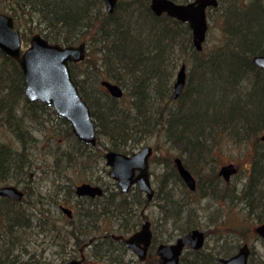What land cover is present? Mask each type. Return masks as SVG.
<instances>
[{
    "label": "trees",
    "instance_id": "trees-1",
    "mask_svg": "<svg viewBox=\"0 0 264 264\" xmlns=\"http://www.w3.org/2000/svg\"><path fill=\"white\" fill-rule=\"evenodd\" d=\"M1 3L17 23L24 21L28 26L33 21L40 25L41 33L51 42L89 44L88 57L71 64V71L81 95L91 107L98 146L131 152L146 136L159 134L172 149L186 156L184 162L192 173L197 167L199 173L202 169L210 176L204 181L198 176L197 192L232 200L231 193H235L244 203L245 215L256 217L257 224L264 222V143L259 137L264 130V70L253 63L255 55L264 54L262 0H230L225 14L226 39L209 52L195 48L188 23L155 14L150 0H119L113 13L106 10L104 0H0ZM183 63L193 72L190 80L196 77V82L174 100L175 73ZM83 64L78 78L76 69ZM100 79L127 88L131 102L91 87L92 82ZM24 86L18 62L0 50V120L15 131L21 143L19 148L0 144V181L8 183L13 179L17 184L23 183L26 190L22 201L0 197V264H52L45 255L48 238L63 248L71 243L74 249L92 239L87 264H128L129 260L124 258L129 250L127 245L113 238L112 233L102 234L101 223L108 217L118 220L116 234L136 231L142 221L138 205L148 203L138 188L128 194L117 189L96 199L76 198L74 216L66 219L67 229L57 227L50 208L42 206L48 203L60 209L64 201L76 197L73 187L66 191L67 198H60L58 192V196L50 195L45 201L39 197L31 204L26 203L30 165L24 152L26 144L36 140L25 121L27 117L37 120L35 111L48 106L29 102ZM64 123L67 134L75 141L72 153L63 152L69 155L71 165L84 155L102 156L98 149L92 154L90 146L80 142L69 124L65 120ZM102 136L109 140V145L102 142ZM224 136L243 143L254 139L246 182L231 192V188H224L228 183L221 180L217 169L207 168L212 163L213 145ZM171 168L176 171L174 164ZM175 174L179 176L177 171ZM85 199L88 206L83 202ZM188 205L168 192L165 194L159 204L164 216L160 219L166 226L172 222L177 233L170 232L169 237L160 239L153 227L147 261L156 257L153 250L158 243L199 228ZM247 228L249 231L250 227ZM218 241L212 247L206 243L200 250H186L181 264H223L220 258L230 257L240 246V240L228 243L227 237L221 236ZM249 264H253L251 259Z\"/></svg>",
    "mask_w": 264,
    "mask_h": 264
},
{
    "label": "rangeland",
    "instance_id": "rangeland-1",
    "mask_svg": "<svg viewBox=\"0 0 264 264\" xmlns=\"http://www.w3.org/2000/svg\"><path fill=\"white\" fill-rule=\"evenodd\" d=\"M262 1L264 4V0ZM229 6L230 0H219V5L217 7L208 9L209 29L206 35V40L203 43L202 51L209 52L225 41V14ZM5 9V5L1 3L0 10L2 12H6ZM23 22L18 21V23L16 22V25L21 29L22 37L24 39L23 47L26 48L29 45L31 35L36 31L41 32L42 27L37 23L34 24L33 21H29L28 26ZM32 26L33 30L30 31V27ZM79 43L80 42H76L74 44ZM87 49L88 52L91 50L89 44H87ZM96 54L97 53L94 54L95 57L97 56ZM83 68L84 64L80 65V67L76 69V72L74 71L78 78L80 77V69L83 70ZM178 70L179 67L177 68L175 74H177ZM191 72L192 70L187 68L188 77L184 91L189 88L191 89L196 82V77L194 79L191 77L190 80ZM102 80L105 79L92 82L91 87L101 92H107L105 87L102 86L100 82ZM122 88L124 89V96L121 99L127 103L131 102L132 95L130 94V91H128L127 88ZM21 101V104L23 105L24 102L22 99ZM52 111L54 112L53 108H49V106L47 108H42L41 110L38 108L35 111L37 120L34 119L31 121V119L27 117L25 121L28 126L27 129H29V133L36 140L32 143L31 141L28 142L24 152L27 163L30 165V167L27 168L30 173V178H28L30 184L27 189L29 193L27 194L28 202L26 201V203L31 204V202L35 201L39 197L40 200L43 199L45 201V197L50 198V195L54 196L55 194V196H58V192H60V198H67L68 195L66 191H69L71 187L75 188L76 185L82 182L102 184L107 189V196H109L108 194H110V192L119 189L116 181L109 175L110 167L107 165L104 157V153L107 150L113 149L104 148L102 145L97 147L90 146L88 149L92 154L98 149L100 150L102 156H97L96 153L93 156L84 155L82 159H78L74 165H71L69 162L70 157H67L69 155L66 156L63 152H73L74 145L72 146V144L75 142L74 138H70L67 134L68 128L66 123H64V119L60 118L56 114H53ZM1 115L5 117L4 113ZM24 128L26 127L24 126ZM263 134L264 130L261 131L259 137L261 138ZM101 140L107 145L110 144L109 140L105 136H102ZM253 140L249 141V143H243L242 141L236 142L238 140L235 141L230 136H224V138H221L216 145H213L211 153L212 163L211 166L207 167L209 170L210 168H216L218 171L221 166L230 162H234L239 166V172L232 177L231 181L228 183L229 186L222 184L226 189L231 188L230 192L233 188H241L246 182L251 164V153L254 148ZM5 143L18 148L21 147V143L18 141L15 131L7 123L0 120V144ZM145 145H152L154 148V153L151 157L150 169L152 173V184L155 189V196L150 202L144 205H138L139 207L137 208V211L139 214H142L141 223H143L146 219L151 220L152 226L155 227L156 233L160 239L164 236L169 237L170 232L177 233V230L175 229V226H173L172 222L171 224L167 223L166 226L163 224L165 221L162 220L161 222L160 219L164 216L160 212L159 204L168 192L174 196L175 199L186 202L187 204L189 203L188 207L192 209L191 212L194 218V223H196L200 229L208 233V246L212 247L219 242L218 239L221 238V236L227 237L228 243H237L240 240V246L245 242H248L253 252L250 256L252 263L264 264V240L257 236L254 231V228L257 225L256 217H247L245 215L243 211L244 203L240 202L236 198L235 193H231L232 196L234 195L232 200V198L229 197L226 199L220 197L215 198L211 195L205 196L200 191H190L183 183L180 176H176V171H173L171 168L176 156H181L182 158L186 156L181 155L175 148L172 149L166 138L159 136V134L146 136L142 143H139L132 148L133 150L131 152L125 153L131 154L138 151ZM194 168L193 174L198 181V176L203 181L210 177L207 176L202 169L199 173L198 168ZM0 184H15L22 190L24 189L23 183L17 184L13 179L9 180L8 183L0 181ZM142 195L146 198L144 193ZM75 202L76 197H72L70 200L64 201L62 204L65 205V207L76 210ZM83 202L86 204L88 201L85 199ZM86 206L88 205L86 204ZM42 207L45 209L50 208L49 211H51L50 213L52 214V217L56 220L57 227L64 226L66 229L68 228V224H66V219L68 218L67 214L61 209H58V206L46 203ZM189 212L186 216L187 218L189 216ZM124 222L126 221L123 220V223ZM160 223L162 224L160 225ZM101 225L102 230L104 229L102 234L107 232H119L118 220L114 221L108 217H104ZM139 226H141V224ZM247 227H250L249 231ZM177 237L178 236H176V238ZM46 240L47 244L45 245L47 246L45 247L47 251L45 255L48 256V262L52 264H66L71 258L80 255L79 247L74 249L71 243L66 244L67 247L63 248L62 245H54L55 243L50 241L49 238ZM62 243L63 242H60L59 244ZM155 250L156 249L154 248L153 251ZM89 254L90 248L86 250V255L88 256ZM156 257L155 258L158 259L157 255ZM124 258L127 261L129 260L128 264L158 263H156L155 258H152L150 261H140L138 256L130 249L124 255ZM87 262L85 264H87Z\"/></svg>",
    "mask_w": 264,
    "mask_h": 264
},
{
    "label": "water",
    "instance_id": "water-1",
    "mask_svg": "<svg viewBox=\"0 0 264 264\" xmlns=\"http://www.w3.org/2000/svg\"><path fill=\"white\" fill-rule=\"evenodd\" d=\"M106 10L113 13L119 0H104ZM219 0H190L178 2L176 0H150V7L157 15L166 14L177 20L188 23L192 30L193 44L199 51L203 50V43L209 29L207 10L217 7ZM0 50L7 56L15 59L23 73L24 92L31 103L42 102L52 106L59 117L66 120L73 134L81 142L91 146L97 145V126L92 116L91 107L80 93L72 72L71 64L83 62L87 57V43L61 44L50 42L40 32L30 37V44L23 48L22 32L16 26L15 18L0 11ZM253 63L264 70V54L253 57ZM187 82V65H181L174 82L173 98L182 94ZM101 84L115 98L121 99L124 89L110 80H102ZM264 141V134L261 136ZM154 150L146 145L131 154L116 150H107L104 154L107 165L110 167L109 175L116 182L121 193H128L137 185L146 194L150 201L154 198L155 189L152 185L150 173V158ZM176 167L190 190L196 189L197 181L192 172L184 165L180 157L175 158ZM238 165L230 162L223 165L219 174L226 180L238 172ZM75 193L79 196H100L104 190L99 185L83 182L76 186ZM0 196L15 201L23 200L25 192L15 184H0ZM63 211L72 216V209L62 207ZM255 232L264 240V223L255 227ZM117 239H123L129 249L144 261L148 257L153 241L151 221L146 219L141 227L134 233L123 237L112 234ZM206 233L199 228L190 229L173 242H161L157 245L156 253L159 264H180L181 255L186 248L200 250L206 244ZM91 239L86 245L90 246ZM84 247H82L83 249ZM251 248L248 242L239 247L230 257H221L223 264H249ZM85 260L74 258L66 264H82Z\"/></svg>",
    "mask_w": 264,
    "mask_h": 264
},
{
    "label": "flooded vegetation",
    "instance_id": "flooded-vegetation-1",
    "mask_svg": "<svg viewBox=\"0 0 264 264\" xmlns=\"http://www.w3.org/2000/svg\"><path fill=\"white\" fill-rule=\"evenodd\" d=\"M52 108V107H51ZM54 110V109H53ZM53 112V111H52ZM53 114H56L57 116H58V114L56 113V111L54 110V112H53ZM96 146H98V143H97V145ZM96 146H93V147H96ZM105 154V153H104ZM176 157H180V156H176ZM175 157V158H176ZM175 158H174V168L176 169V171L178 172V174H179V171H178V169H177V167H176V163H175ZM181 159H182V161H183V163H184V165L186 166V164H185V162H184V159L182 158V157H180ZM150 167H151V158H150ZM187 167V166H186ZM239 167V166H238ZM238 172H239V169H238ZM150 173H151V169H150ZM218 174H219V171H218ZM179 176H180V174H179ZM195 176V175H194ZM219 176H220V178H221V180L222 181H224L225 183H229L230 181H231V179H232V177H231V179L230 180H226L222 175H220L219 174ZM151 178H152V173H151ZM180 178H181V180L183 181V183L186 185V183L184 182V180H183V178L180 176ZM196 181H197V185H196V189L194 190V191H192V192H195L196 190H197V186H198V180H197V178H196ZM83 183V182H82ZM90 183H92V184H94V185H99V186H101L102 188H103V190H104V193L102 194V195H100V196H95V197H90V196H83V197H81V198H92V199H96V198H100L101 196H103L104 194H106V188H105V186H103L102 184H100V183H93V182H90ZM81 184V183H80ZM79 185V184H78ZM153 185V184H152ZM77 186V185H76ZM76 186H75V188H74V192H75V189H76ZM187 186V185H186ZM133 188H138L139 189V187L137 186V185H135L134 187H132V189ZM187 188H188V186H187ZM131 189V190H132ZM190 190V189H189ZM23 191L25 192V190L23 189ZM139 191L143 194L144 192H142L140 189H139ZM191 191V190H190ZM26 193V192H25ZM76 194V193H75ZM145 194V193H144ZM146 195V194H145ZM79 196L76 194V198H78ZM80 198V197H79ZM148 202H150V201H148ZM62 207H65V205H63V204H61L60 205V209L63 211V209H62ZM70 209H72V208H70ZM74 211L75 210H73L72 209V216L70 217V216H68L67 215V217L68 218H72L73 216H74ZM141 225H142V223H141ZM139 228H140V226H139ZM138 228V229H139ZM152 229H153V226H152ZM133 233V232H132ZM154 233V232H153ZM131 233H129V234H118V235H122L123 237H126V236H128V235H130ZM176 239V238H175ZM174 239V240H175ZM119 240H122L123 241V239H119ZM174 240H171V241H174ZM88 243V242H87ZM87 243H85L83 246H81L80 248H79V252H80V255L79 256H77V257H73V258H71V259H74V258H81L82 257V255L84 254L85 255V260L83 261V263L85 264L90 258H89V256H87L86 255V250L88 249V248H90V246H88V245H86ZM250 245V244H249ZM82 247H84L83 249H82ZM151 247H152V245L150 246V249H149V253H150V250H151ZM156 249H157V247H156ZM155 253H156V250H155ZM251 254H252V251H251ZM156 255H157V253H156ZM158 256V255H157ZM251 256V255H250ZM158 258H159V256H158ZM70 259V260H71Z\"/></svg>",
    "mask_w": 264,
    "mask_h": 264
}]
</instances>
